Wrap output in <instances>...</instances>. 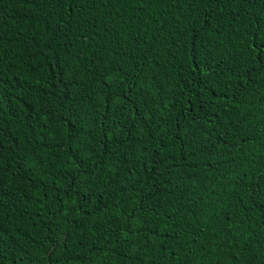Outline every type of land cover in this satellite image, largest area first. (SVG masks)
Segmentation results:
<instances>
[{"label": "trees", "instance_id": "obj_1", "mask_svg": "<svg viewBox=\"0 0 264 264\" xmlns=\"http://www.w3.org/2000/svg\"><path fill=\"white\" fill-rule=\"evenodd\" d=\"M0 264H264V0H0Z\"/></svg>", "mask_w": 264, "mask_h": 264}]
</instances>
